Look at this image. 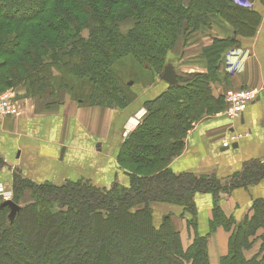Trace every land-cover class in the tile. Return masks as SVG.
Instances as JSON below:
<instances>
[{
	"label": "trees",
	"instance_id": "obj_1",
	"mask_svg": "<svg viewBox=\"0 0 264 264\" xmlns=\"http://www.w3.org/2000/svg\"><path fill=\"white\" fill-rule=\"evenodd\" d=\"M210 13L229 24L233 35L214 36L202 48L205 73L144 103L145 116L118 153L130 182L104 190L81 181L31 184L15 173V188H32L35 201L20 207L11 221L9 207L0 206V264H211L207 237L195 235L183 248L172 214L157 225L151 203L181 207L180 216L190 226L195 224L194 194L211 193L210 227L224 226L218 195L264 176V168L251 163L229 185H221L213 176L168 168L193 123L224 109L209 83L224 52L238 46L240 35L254 34L260 20L256 11L232 0H190L186 7L183 0H0V92L20 86L29 97H48L58 91V81L79 104L101 107L130 103L116 65L130 58L146 68L154 65L152 72L159 74L165 54L180 37L211 26ZM124 18L133 21L126 33L118 25ZM83 29L87 38L80 34ZM57 73L77 83L85 80L87 91L74 96L69 77ZM3 163L0 157V169ZM238 224L220 264H264V257L247 259L242 253L247 237L257 227L264 229V202L255 201L251 217Z\"/></svg>",
	"mask_w": 264,
	"mask_h": 264
},
{
	"label": "crops",
	"instance_id": "obj_2",
	"mask_svg": "<svg viewBox=\"0 0 264 264\" xmlns=\"http://www.w3.org/2000/svg\"><path fill=\"white\" fill-rule=\"evenodd\" d=\"M252 1L253 10L260 15L254 34L240 35L238 46L224 52L211 87L214 96H222L227 89L250 88L258 92V97L234 119L228 118L224 109L198 118L183 139L181 153L169 161V169L174 173L210 175L221 185H229L251 163L264 168V0ZM210 31L213 36L224 38L233 35L232 28L219 18L211 22ZM195 56V51L190 52L187 69L182 70L200 69L205 73V58L202 56L195 62ZM158 82L148 89L154 93L150 98L157 96ZM10 89L22 110L20 117H0V157L4 162L0 183L6 189L14 172L36 182L55 184L90 178L98 185H108L115 171L118 180L123 179L124 174L115 168L114 159L124 139L122 133L132 129V121L129 125L127 120L150 98L143 97L141 101L138 97L124 107L113 109L81 105L70 98L29 97L24 88ZM226 141L230 146H223ZM234 142L236 147H231ZM221 194L217 203L222 214L233 222H241L251 217L255 201L264 202V176L254 183L234 185L229 192ZM193 203L195 224L190 230L185 219L180 218L181 207L161 203L154 212L165 210L174 221L180 220L179 227L185 233L179 232L183 247L187 246L183 238L191 243L195 235L206 236L210 263L216 264L227 252L229 228L210 227L214 206L211 193H195Z\"/></svg>",
	"mask_w": 264,
	"mask_h": 264
},
{
	"label": "rangeland",
	"instance_id": "obj_3",
	"mask_svg": "<svg viewBox=\"0 0 264 264\" xmlns=\"http://www.w3.org/2000/svg\"><path fill=\"white\" fill-rule=\"evenodd\" d=\"M189 2H190V0H183L184 6L185 7L188 6ZM232 2L234 5H237L239 7H243L246 9H249V8L253 9V5H254L252 0H238V1L232 0ZM216 18H218V17L213 16L211 13L207 15V19L210 22L214 21V19H216ZM118 25H119L120 30L123 33H126L128 30H130L132 28L133 21L130 18H124L118 22ZM80 34L82 37L87 38L88 37V30L83 29L80 32ZM186 35H188V36L187 37H185V36L180 37V39L177 41L176 45L165 54L163 62H162V64H164V65H163V68H161V70L159 71V74H158V72L157 73L152 72L153 69L155 68L154 65H153V68H146L142 63H138L135 60H132L130 58L123 59L120 62V64L115 66L116 74L119 77L120 83L123 84V86L125 87V92H126L127 96L129 97L130 102L135 100V99L137 100L138 97H139V100H141V101L144 100L143 97L150 98L149 96L154 94V93H152L148 89L155 87V84L158 81H159L158 86H156V87H158V91H157L158 93L155 91L157 93L156 94L157 96L160 95L161 93L167 91L169 89V86L177 85L183 79L184 80H191L193 78L194 74L202 73V72L198 71V70H200L198 68H196L198 70H196L194 72H184L182 70V68L187 69L186 62L188 60L190 52L195 51L196 56L193 57L195 62H197V60H198L197 58H202V56H203L202 55V48L203 47L201 48V45H203L205 43H208L207 45L211 44L212 39L214 37L213 33L210 31V27H208L206 25H204V26L201 25L197 30L192 31V33L188 32ZM197 48H198L199 52L197 51ZM200 61L201 60H199V62ZM162 64L160 63V64H158V66H161ZM165 65L166 66L171 65L174 68L175 73H176V78H177L176 84H170V83L164 81L163 79H161L160 74L164 70ZM61 75L69 77V82L73 88L72 94L74 96H82V94H84L87 91L88 83L85 80H82L81 83H77L76 82L77 80H75V77H73L69 74L67 75L66 73H62V74L57 73V77H61ZM130 82H133V83L129 84ZM211 84H212V82L209 83V88H210V91L212 94L213 88L211 87ZM59 87H60L59 82L57 81V86L55 88H57L58 91L55 93V95L48 96L47 98L52 99V100H57V98L63 97V98H70L73 101H76V99H73V97H71V95L69 94V92L66 88L61 89ZM17 88L20 89L22 87L18 86ZM13 89H16V88H13ZM145 89H146L145 93L143 95L140 94V92L144 91ZM245 89H250V88H245ZM6 90H4V91H6ZM251 90H254V89H251ZM224 92L225 91H223V94H224ZM223 94H221L222 95L221 97H222V102L224 105L226 102H225V98H224ZM217 96H219V95H217ZM155 97H152L150 99H145L143 101V107H141L137 111V113H135L132 117H130L127 120V124H129V122L132 121L131 122L132 129L128 128V132L126 135H124V133H122L124 139L140 124L143 117L145 116L146 108L144 107V103L148 100L155 99ZM76 102L78 104L80 103L79 101H76ZM109 108L114 109V108H121V107H109ZM136 114H137V116H135ZM203 115H205V114H202L199 118H202ZM134 121H136L137 123L135 124ZM124 139H123V141H124ZM119 150H120V148H119ZM118 153H119V151H118ZM114 159H115V168L116 169L118 168L124 174V177L121 181L118 180L117 171H115V174H114L115 176L111 179V181L108 185H105V184L104 185H101V184L98 185V184H96V182L92 181L90 178L89 179H78L75 181L66 180L64 182L57 183V185H60V184L65 183L67 181H72V182L81 181V182H86L88 185H91L97 189H104V190L110 189L111 187H114V186H125L130 182V177L128 176L127 169L122 167L119 164L118 155ZM168 165H169V162H168ZM168 168H169V166H168ZM15 173L16 172L13 173L11 183L8 185V191H10V193H11L10 199H13V198L16 199L18 201V205L20 207H23V206L27 207L28 203L35 201V197L33 196L32 188H25V189L15 188V186L13 184V177H14ZM18 174H19V172H18ZM202 176H206V175H202ZM207 176H210V175H207ZM28 181H30L31 184H41V183H50L51 184V182H48V181L36 182L34 180H31V179H28ZM52 184H55V183H52ZM218 196L221 197L222 194H219ZM161 203L165 204V202H152L150 205V207L152 209L153 217L154 218L156 217L158 219V221L154 219V221L157 225H159L162 222L163 216L165 214L169 213L165 210L159 211L158 214H156L154 212L156 210L155 206L158 204H161ZM170 205H172V204H170ZM54 207H55V209L58 208V206L56 204L54 205ZM181 211H182V208H181ZM180 218H181V216H180ZM226 219H227L226 220L227 224H225L224 226L226 228H229V232L231 234L232 231L235 230V226L239 222H233V221L229 220V218H226ZM245 220L247 221V219H244L242 221H245ZM242 221H241V223H242ZM179 222H180L179 219H175V221H174L173 217H171V223H172L174 230L181 232L182 234H185L183 232V230L181 229V227H179L181 224ZM192 227H194V225H190L188 230H190V228L193 229ZM250 232H252V230H250ZM179 236H180V234H179ZM183 240H184V245L185 246L187 245L186 247H188L192 243V242L189 243V241H186V239H184V238H183ZM181 244H182V242H181ZM182 246H183V244H182ZM186 247H183V248H186ZM242 253H243L244 257L247 259L248 258L250 259V258L254 257L255 255H257V257H258L257 259L264 257L263 256L264 255V229L263 228L257 227L251 233V235H249L247 237V245H246V247L242 248ZM226 254H227V252L224 255H226ZM224 255L220 256L216 260V264H220L221 258ZM263 262H264V258H263Z\"/></svg>",
	"mask_w": 264,
	"mask_h": 264
},
{
	"label": "built area",
	"instance_id": "obj_4",
	"mask_svg": "<svg viewBox=\"0 0 264 264\" xmlns=\"http://www.w3.org/2000/svg\"><path fill=\"white\" fill-rule=\"evenodd\" d=\"M223 96L226 102L224 114L228 118L234 119L243 112L246 105L258 97V92L245 88L227 89ZM21 110V104L19 99L13 94V90L7 89L6 91L0 92V117H20ZM134 123L136 124L137 122L134 121ZM223 146L228 147L230 143L226 141L223 143ZM0 197L2 201L11 198L10 191L2 183H0Z\"/></svg>",
	"mask_w": 264,
	"mask_h": 264
},
{
	"label": "water",
	"instance_id": "obj_5",
	"mask_svg": "<svg viewBox=\"0 0 264 264\" xmlns=\"http://www.w3.org/2000/svg\"><path fill=\"white\" fill-rule=\"evenodd\" d=\"M161 79H163L164 81L170 83V84H176L177 83V78H176V73L174 68L171 65H165L164 70L162 71V73L160 74ZM132 82H130L129 84H131ZM231 147H236V143H231ZM1 207H9L10 211L8 214V219L11 221L14 217V215L19 211L20 206L15 203L13 200L11 199H7V200H3L0 204ZM241 223H239L238 225H240Z\"/></svg>",
	"mask_w": 264,
	"mask_h": 264
},
{
	"label": "bare ground",
	"instance_id": "obj_6",
	"mask_svg": "<svg viewBox=\"0 0 264 264\" xmlns=\"http://www.w3.org/2000/svg\"><path fill=\"white\" fill-rule=\"evenodd\" d=\"M130 125V124H129Z\"/></svg>",
	"mask_w": 264,
	"mask_h": 264
}]
</instances>
